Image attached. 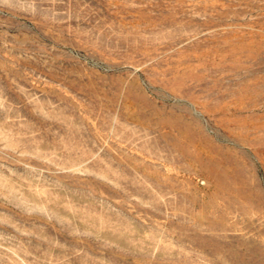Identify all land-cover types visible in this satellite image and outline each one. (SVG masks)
Listing matches in <instances>:
<instances>
[{
    "label": "rangeland",
    "instance_id": "1",
    "mask_svg": "<svg viewBox=\"0 0 264 264\" xmlns=\"http://www.w3.org/2000/svg\"><path fill=\"white\" fill-rule=\"evenodd\" d=\"M0 264H264V0H0Z\"/></svg>",
    "mask_w": 264,
    "mask_h": 264
}]
</instances>
